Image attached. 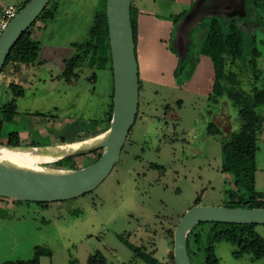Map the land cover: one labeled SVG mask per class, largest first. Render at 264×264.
Listing matches in <instances>:
<instances>
[{"label":"rangeland","instance_id":"rangeland-1","mask_svg":"<svg viewBox=\"0 0 264 264\" xmlns=\"http://www.w3.org/2000/svg\"><path fill=\"white\" fill-rule=\"evenodd\" d=\"M23 1L0 4L19 7ZM102 1L52 0V19L29 26L40 45L35 63H10L0 74L2 145L10 132L21 135V146L33 142L47 147L107 131L103 123L113 97L112 70L95 69L94 82L88 67L75 70L76 80L58 79L64 61L76 53L73 43L87 38ZM132 3L146 19L143 42L136 37L135 45L138 109L119 161L97 188L71 200L38 205L0 197V264L30 259L36 246L51 251V256L39 257V264H68L71 259L88 264L90 254L101 264H174L173 234L182 215L195 205H224V192L233 181L220 170L222 142L240 129L238 101L251 103L254 88L264 90V7L258 19L247 17L239 23L243 54L225 55L220 78H215L211 59L202 54L174 77L178 61L170 55L171 47L184 57L189 42L191 49L200 46L211 18L242 16L244 0ZM215 82L219 93L212 89ZM11 84L20 86L23 96L16 99V112L8 114L2 107L13 97ZM255 111V189L264 194V104H257ZM57 160L40 166L56 168L52 163ZM94 160L95 154L85 153L71 163L83 168ZM69 164L58 169L70 170ZM254 230L264 238V224ZM235 249L226 241L216 243L218 264H264V256L234 257ZM138 252L150 254V261ZM203 261L202 251L191 257L192 264Z\"/></svg>","mask_w":264,"mask_h":264},{"label":"trees","instance_id":"trees-1","mask_svg":"<svg viewBox=\"0 0 264 264\" xmlns=\"http://www.w3.org/2000/svg\"><path fill=\"white\" fill-rule=\"evenodd\" d=\"M29 0H24L19 6L22 8ZM48 2L46 7L41 11L34 20H42L44 23L52 19L54 10L49 9ZM264 7V0H244V14L235 18L213 17L210 20L205 38L199 47L194 49L189 47L186 49L184 57L179 56V52L171 47V52L177 56L178 63L175 67L174 77L180 74L186 67V63L195 64L198 54L208 56L213 65L215 78H220L223 68V61L226 54L236 57L243 54V33L239 27V23L247 17L259 18V13ZM184 12L180 15H183ZM179 16L174 17L176 18ZM264 17V13H263ZM131 26L133 31V39L136 45L137 37V9L131 3ZM76 53L69 59L64 61V69L58 76V79H64L67 82L77 79L78 75L75 70L81 67L90 69H110L111 55L108 40V27L105 13V0L102 1L101 9L94 15L93 24L88 31L87 38L81 43H73ZM40 50L39 42L32 38L30 27L20 36L15 45L10 50L0 74L8 64L20 66L22 64L35 63ZM254 54H258L254 49ZM191 74V73H190ZM188 76L184 81L188 80ZM92 74V78H94ZM183 81V82H184ZM182 82V83H183ZM13 97L2 108H6L5 112L13 114L16 112V99L23 96V89L20 86L11 84ZM217 82L214 83L212 89L215 93H219ZM140 89V82H139ZM239 119L241 122L240 129L230 135L229 139L222 142L221 145V166L220 170L231 176L233 187L225 190L226 200L225 207L230 208H264V194L255 189V172H256V151H257V135L256 127L258 117L255 111L257 104H264V90L254 88L253 99L251 103H242L240 101ZM112 114V100L110 107L106 112L104 119L105 130L109 128ZM2 126L0 122V144H1ZM7 146H21L22 140L18 132H10L7 135ZM26 146L39 147V145L31 142ZM104 148L97 151L93 150L89 153L95 154L97 160ZM75 157H67L52 163L56 168H63L64 164L69 162L68 169H79L75 167L72 161ZM94 160V161H95ZM93 161V162H94ZM87 166V165H86ZM85 167V166H83ZM28 203L27 201H25ZM38 205L45 203L34 202ZM253 224H235L221 222H206L194 226L186 237L187 251L191 260L192 256H198L200 251L204 254L202 264H218L215 255V244L226 241L233 244L236 249L233 252L234 257H241L248 254L251 260H256L264 256V238H262L255 230ZM125 243H128L125 241ZM173 243V241H172ZM128 247L136 253L138 250L130 244ZM42 255L51 256V251L46 248L36 246L34 254L30 259L6 260L3 264H39V257ZM140 257L146 261H150L151 256L148 253L138 252ZM173 259V255H172ZM88 264H101L94 254H90L87 260ZM68 264H77L76 260H69Z\"/></svg>","mask_w":264,"mask_h":264},{"label":"water","instance_id":"water-1","mask_svg":"<svg viewBox=\"0 0 264 264\" xmlns=\"http://www.w3.org/2000/svg\"><path fill=\"white\" fill-rule=\"evenodd\" d=\"M50 0H29L19 9L0 35V72L20 36L29 28ZM132 0H105L108 40L113 74L112 114L104 148L89 165L61 174H32L0 166V197L19 201L50 203L71 200L93 191L119 161L120 152L134 123L139 102L138 65L131 26ZM16 147V146H10ZM206 222L264 224V208H230L195 205L178 221L173 234L174 264H192L186 237L196 225Z\"/></svg>","mask_w":264,"mask_h":264},{"label":"bare ground","instance_id":"bare-ground-1","mask_svg":"<svg viewBox=\"0 0 264 264\" xmlns=\"http://www.w3.org/2000/svg\"><path fill=\"white\" fill-rule=\"evenodd\" d=\"M107 137V132L90 138L47 147L16 146L0 144V166L22 170L32 174H61L65 170L45 168L42 162H52L77 152H85L98 147Z\"/></svg>","mask_w":264,"mask_h":264},{"label":"built area","instance_id":"built-area-1","mask_svg":"<svg viewBox=\"0 0 264 264\" xmlns=\"http://www.w3.org/2000/svg\"><path fill=\"white\" fill-rule=\"evenodd\" d=\"M18 11L19 7L16 4H0V35Z\"/></svg>","mask_w":264,"mask_h":264},{"label":"crops","instance_id":"crops-1","mask_svg":"<svg viewBox=\"0 0 264 264\" xmlns=\"http://www.w3.org/2000/svg\"><path fill=\"white\" fill-rule=\"evenodd\" d=\"M140 11H141V9H140ZM144 15V13H140V14H138L137 15V26H138V31H137V38H139L138 39V41H142L143 42V36H144V33L142 32V25H143V23H144V20L146 19L145 18V16H143ZM170 34H171V32L168 34V35H166V36H168V37H170ZM160 38V36L159 37H157V39H159ZM137 41V42H138ZM170 53V52H169ZM170 55L171 56H174L175 58H176V60L178 61V58H177V56L176 55H172V53H170ZM176 60H175V62H176ZM169 63V62H168ZM167 63V64H168ZM168 66H169V64H168ZM176 66H174L173 68H175ZM172 68V69H173ZM92 71H93V73L92 74H94L95 75V69H91ZM92 80H93V82L95 81V78H92ZM103 126H104V123H103ZM19 136H20V138L22 139V137H21V135L19 134Z\"/></svg>","mask_w":264,"mask_h":264}]
</instances>
